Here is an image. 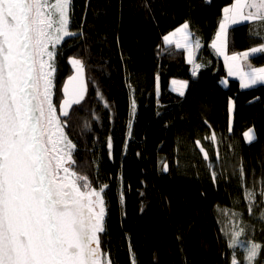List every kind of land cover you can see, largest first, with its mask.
<instances>
[{"label": "trees", "instance_id": "1", "mask_svg": "<svg viewBox=\"0 0 264 264\" xmlns=\"http://www.w3.org/2000/svg\"><path fill=\"white\" fill-rule=\"evenodd\" d=\"M231 3L73 0L70 28L78 35L58 46L55 103L71 75L67 60L81 59L87 94L63 119L77 146L75 167L108 185L101 246L112 264H231L216 209L233 206L243 209V238L261 245L255 264H264V88L242 90L211 47ZM186 22L201 44L196 75L184 50L163 44ZM252 29L229 27L228 56L261 43ZM248 63L264 67V54ZM250 129L255 138L246 142ZM246 189L257 194L251 215Z\"/></svg>", "mask_w": 264, "mask_h": 264}, {"label": "snow or ice", "instance_id": "2", "mask_svg": "<svg viewBox=\"0 0 264 264\" xmlns=\"http://www.w3.org/2000/svg\"><path fill=\"white\" fill-rule=\"evenodd\" d=\"M72 9L73 0H0V264H112L111 254L101 246L108 185L97 184L75 167L77 146L62 119L87 91L81 59L69 58L75 69L68 81L72 88L64 86L59 104L53 99L58 46L78 35L70 28ZM222 11L211 47L225 57L228 75L238 76L241 88L264 84V67L241 63L264 54V0H232ZM241 22L253 25L251 35L261 43L228 56L229 27ZM163 40L187 51L196 75L201 65L195 63L194 51L201 44L189 23ZM184 86L181 82L180 95ZM128 128L130 136L131 121ZM245 137L249 142L255 138L251 129ZM200 151L208 160L204 148ZM259 194L264 197V188ZM256 195L245 191L250 215ZM243 233L234 226L229 248L237 247ZM260 250V244L247 242L243 261L234 254L231 264H255Z\"/></svg>", "mask_w": 264, "mask_h": 264}, {"label": "rangeland", "instance_id": "3", "mask_svg": "<svg viewBox=\"0 0 264 264\" xmlns=\"http://www.w3.org/2000/svg\"><path fill=\"white\" fill-rule=\"evenodd\" d=\"M242 23H244V22H241L240 24H242ZM178 38L179 37H177L175 39H178ZM163 44H165V43L163 42ZM197 52H198V49L194 51V54H197ZM191 72L193 73V65L192 64H191ZM224 81H226V80L225 79L221 80V84L225 88L227 83L225 84ZM241 89H247V88H241ZM132 94L133 93L130 90L131 97H132ZM53 99H54V102H55L56 101L55 97H53ZM231 111H232V107H231ZM133 116L134 115L132 113V102H131V118L129 120V122L131 121V123H132ZM129 122H128V124H129ZM247 207H248V205L244 204V209H246ZM242 211H243V209H237L234 206L232 208L231 207H229V208H220V207H218L216 209V215H217V219H218L219 225H220L221 230H222L224 236L226 237L228 243H229V241L231 239L232 231H233L235 225L238 224L239 227H241V228H243L245 230L244 225H243V221H242V216H241V212ZM233 213H235L236 215L233 216L232 215ZM243 237H244V233L239 237L240 243L237 245V247L235 249L231 248L232 257L235 254L237 259L238 260L240 259V261H243V259H244V249H245L246 244H247V240H245ZM248 242H252V241H248Z\"/></svg>", "mask_w": 264, "mask_h": 264}, {"label": "water", "instance_id": "4", "mask_svg": "<svg viewBox=\"0 0 264 264\" xmlns=\"http://www.w3.org/2000/svg\"><path fill=\"white\" fill-rule=\"evenodd\" d=\"M67 65L69 66V69H70V71H71V75L68 76V77L64 80V82H63V84H62V87H61V96H62V99H63V97H64V93H63V88H64V86H65L66 84H68L69 77L75 75V69H74L73 66L69 63V59L67 60ZM84 79H85V82H86L85 71H84ZM86 85H87V84H86ZM68 86H69V89L71 90L72 85H71V84H68ZM86 94H87V91H86V93H85V96H86ZM85 96H84V99H85ZM62 99H61V100H62ZM84 99H83V100H84ZM83 100L81 101V103L83 102ZM81 103H80V104H81ZM75 106H78V105H73V107H75ZM73 107H72V108H73ZM70 110H71V109H70ZM62 119H63V117H62Z\"/></svg>", "mask_w": 264, "mask_h": 264}, {"label": "crops", "instance_id": "5", "mask_svg": "<svg viewBox=\"0 0 264 264\" xmlns=\"http://www.w3.org/2000/svg\"><path fill=\"white\" fill-rule=\"evenodd\" d=\"M222 15H223V11H222ZM172 33V32H171ZM168 35V34H167ZM163 42H164V40H163ZM165 45V44H164ZM174 47H176L175 46V43H173L172 44ZM178 49V48H177ZM180 50H184L185 52H186V55H187V57H188V53H187V51L185 50V49H183V48H179ZM227 54V53H226ZM218 56L221 58V59H224L225 60V57L224 56H222V55H219L218 54ZM194 58H195V54H194ZM188 59V58H187ZM248 62V61H247ZM247 62H241L242 64L243 63H247ZM195 63H197V62H195ZM200 69V68H199ZM199 69H197L196 71H198ZM233 76H235V75H233ZM237 77V80L239 81V85H240V79H239V77L238 76H236ZM240 88H241V86H240ZM250 88H264V84H256V85H253V86H251V87H249V88H247V89H250ZM242 90H246V89H242ZM249 131V130H248ZM247 131V132H248ZM254 133V132H253ZM254 137H255V135H254ZM244 140L246 141V142H249L247 139H246V137H245V134H244ZM254 140V139H253ZM252 140V141H253Z\"/></svg>", "mask_w": 264, "mask_h": 264}, {"label": "flooded vegetation", "instance_id": "6", "mask_svg": "<svg viewBox=\"0 0 264 264\" xmlns=\"http://www.w3.org/2000/svg\"><path fill=\"white\" fill-rule=\"evenodd\" d=\"M54 92H55V89H54ZM55 97V96H54Z\"/></svg>", "mask_w": 264, "mask_h": 264}, {"label": "bare ground", "instance_id": "7", "mask_svg": "<svg viewBox=\"0 0 264 264\" xmlns=\"http://www.w3.org/2000/svg\"><path fill=\"white\" fill-rule=\"evenodd\" d=\"M61 92V91H60ZM55 96V95H54ZM76 107V106H75Z\"/></svg>", "mask_w": 264, "mask_h": 264}]
</instances>
